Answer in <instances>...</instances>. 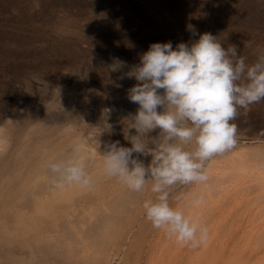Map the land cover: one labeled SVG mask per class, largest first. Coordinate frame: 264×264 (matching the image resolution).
Segmentation results:
<instances>
[{
	"label": "bare ground",
	"instance_id": "obj_1",
	"mask_svg": "<svg viewBox=\"0 0 264 264\" xmlns=\"http://www.w3.org/2000/svg\"><path fill=\"white\" fill-rule=\"evenodd\" d=\"M110 106L111 109L102 108L100 125L94 122L101 133L84 121H71L66 112H50L49 108L46 114L41 113L42 109L18 110L16 115L1 121L0 264H238L243 249L241 239L249 236H243L241 228L254 225L255 210L251 207L261 204L262 210L264 201L245 204L252 199L254 187L260 184L255 185L258 181L251 177H256L255 174L237 170L248 163L251 167L264 164V148L255 150V146L245 150V144L243 151L231 150L218 155L206 165L210 177L207 184L177 186L172 190V206L182 208L188 218L198 219L209 230L206 244L195 248L182 246L146 220L142 203L145 199H154L155 194L149 190L136 196L118 180L105 177L102 162L106 146L119 141L121 146L131 147L118 134L117 139L105 137L107 125L122 128L126 123L127 110L123 107L125 112L115 111ZM106 109L109 110L107 118ZM20 114L24 115V121H18ZM114 119L116 122H112ZM116 129L119 130L118 126ZM68 155L86 160L87 171L95 180L93 190L76 185L62 189L53 186L46 165L50 160ZM134 157L145 166L149 164L146 156L134 154ZM184 192L186 195L182 197ZM241 192L252 194L240 199ZM199 195L204 197L203 204L187 206L190 199ZM251 252L245 254L246 263L256 254ZM175 255H179L177 259L173 258Z\"/></svg>",
	"mask_w": 264,
	"mask_h": 264
},
{
	"label": "rangeland",
	"instance_id": "obj_2",
	"mask_svg": "<svg viewBox=\"0 0 264 264\" xmlns=\"http://www.w3.org/2000/svg\"><path fill=\"white\" fill-rule=\"evenodd\" d=\"M205 32L216 37L225 49L236 46L245 63L254 64L264 55V0H0V125L14 113L28 108L32 112L43 110L44 106L42 114L49 112L47 108L50 112H66L71 121H84L101 133L100 112L104 107L111 109V104L112 110H127H122L126 123L122 128L112 124L105 137H125L129 114H135L139 107L127 97L137 81L125 73L140 63V56L151 44L171 42L175 48L181 42L191 44ZM116 58L126 66L111 71ZM23 117L20 114L18 121H24ZM232 123L237 125L233 150L264 148V100L247 109L239 108ZM159 131L148 135L156 137ZM129 134L134 135L135 129ZM146 157L150 163L151 156ZM249 165L237 171L245 169L255 174L251 177L258 181L255 185L260 184L254 187V195L250 193L252 199L245 202L252 205L264 201V164ZM250 194L241 192L237 197L245 199ZM260 205L251 207L257 212L253 213L255 226L250 225L252 230L248 226L253 237L248 228H241L240 233L249 238L241 239L242 260L238 258V264H264V209ZM251 250L256 254L246 263L243 259Z\"/></svg>",
	"mask_w": 264,
	"mask_h": 264
},
{
	"label": "clouds",
	"instance_id": "obj_3",
	"mask_svg": "<svg viewBox=\"0 0 264 264\" xmlns=\"http://www.w3.org/2000/svg\"><path fill=\"white\" fill-rule=\"evenodd\" d=\"M188 28L196 35L191 25ZM125 66L126 62L116 58L110 70ZM125 76L137 81L127 93L129 101L139 106L134 115L129 114V127L124 131L131 147L121 146L119 141L106 146L104 175L118 180L136 196L149 190L155 194L154 199L142 203L145 218L154 229L164 231L182 246L206 244L207 226L172 206V190L207 184V163L235 148L237 125L232 121L238 109L264 100V55L248 65L237 54L236 46L225 49L205 32L191 44L181 42L175 48L171 42L151 44L140 56V63ZM108 112L106 109V118ZM130 129H135L134 135L129 134ZM155 129L160 130L158 136L150 137ZM134 154L151 156V161L145 166ZM46 168L58 189L95 187L83 157L53 159ZM203 202L199 195L187 206Z\"/></svg>",
	"mask_w": 264,
	"mask_h": 264
}]
</instances>
